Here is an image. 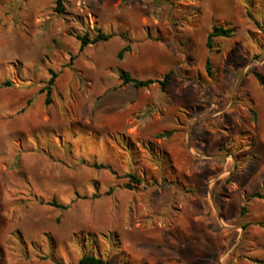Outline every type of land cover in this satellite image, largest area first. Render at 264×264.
Returning <instances> with one entry per match:
<instances>
[{"label":"rangeland","instance_id":"1","mask_svg":"<svg viewBox=\"0 0 264 264\" xmlns=\"http://www.w3.org/2000/svg\"><path fill=\"white\" fill-rule=\"evenodd\" d=\"M54 6L0 0V264H264V0Z\"/></svg>","mask_w":264,"mask_h":264},{"label":"trees","instance_id":"2","mask_svg":"<svg viewBox=\"0 0 264 264\" xmlns=\"http://www.w3.org/2000/svg\"><path fill=\"white\" fill-rule=\"evenodd\" d=\"M64 11H65V0H55L54 12L57 14H63ZM94 32H95V35L92 37L88 33L75 35L76 40L79 41V43H80V50L81 51L84 50L90 44L94 45L97 43L107 42L115 36L114 33H104L99 28L96 29ZM232 32H233V30L229 29V28L213 26L211 29V32L208 34L206 42H205V46L208 49V51H211L213 49V42L212 41L214 38H219V37L229 38L232 36ZM129 50H130V48L128 46H125L124 48H122L118 53V59H122L124 53L129 51ZM73 59H74V57L71 58V60H73ZM205 68H206L208 75H211V68H210V60L209 59L206 61ZM49 72H50V78L47 81L46 85L40 91L42 94L45 95L44 103L46 106H49L52 103L51 95H52V92H53L54 87H55L56 79L58 77V73H56L54 71H49ZM171 75H172L171 71L166 73L163 76L162 80H160V81H156L153 79L140 80V79L133 78L126 71H121L119 74V79H120L122 85H132L135 89L149 88L151 85L158 83L161 90L164 92V91H166L168 85L170 84ZM256 79H257L259 85L261 86L262 92L264 94V81L259 76H256ZM1 86L9 87V86H11V83L5 82ZM93 166L97 169H106L107 168L103 164H100V165L94 164ZM128 177L131 180V183H133V184H139L140 183V180L137 179L134 175H129ZM128 189H132V186L128 185ZM112 191L113 190L111 189L110 192H112ZM253 197L259 198V199L264 198V196L259 194V193H256L255 195H253ZM48 205L51 207L60 209V210H66L68 208L65 205L57 203L55 200H52L51 202H49ZM245 211H246V207L243 206L241 208V213L244 215ZM260 225H263V223H260ZM72 264H109V261L105 260L103 258L94 256V255H91V254H89V255L84 254L76 263H72Z\"/></svg>","mask_w":264,"mask_h":264},{"label":"crops","instance_id":"3","mask_svg":"<svg viewBox=\"0 0 264 264\" xmlns=\"http://www.w3.org/2000/svg\"><path fill=\"white\" fill-rule=\"evenodd\" d=\"M104 33H105V32H104ZM114 34H115V33H114ZM115 36H116V34H115ZM115 36H114V37H115ZM114 37H113V38H114ZM113 38H112V39H113ZM110 40H111V39H110ZM110 40H109V41H110ZM107 42H108V41H107ZM102 43H103V42H102ZM97 44H98V43H97ZM123 48H124V47H123ZM118 53H119V52H118ZM117 56H118V55H117ZM133 78H134V77H133ZM136 79H137V78H136ZM141 80H142V79H141ZM146 80H147V79H146ZM153 80H154V79H153ZM156 81H158V80H156Z\"/></svg>","mask_w":264,"mask_h":264}]
</instances>
